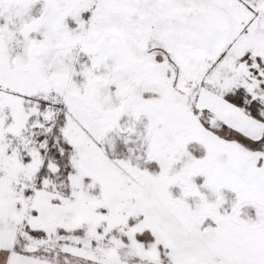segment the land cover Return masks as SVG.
Instances as JSON below:
<instances>
[{"label":"snow or ice","instance_id":"obj_1","mask_svg":"<svg viewBox=\"0 0 264 264\" xmlns=\"http://www.w3.org/2000/svg\"><path fill=\"white\" fill-rule=\"evenodd\" d=\"M0 264H264V0H0Z\"/></svg>","mask_w":264,"mask_h":264}]
</instances>
